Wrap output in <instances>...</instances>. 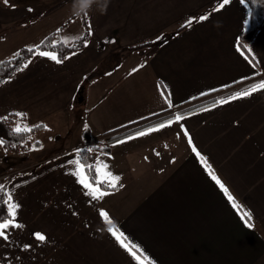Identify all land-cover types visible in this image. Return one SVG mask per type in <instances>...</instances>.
I'll list each match as a JSON object with an SVG mask.
<instances>
[{
  "label": "crops",
  "instance_id": "1",
  "mask_svg": "<svg viewBox=\"0 0 264 264\" xmlns=\"http://www.w3.org/2000/svg\"><path fill=\"white\" fill-rule=\"evenodd\" d=\"M219 2L0 0V61L54 32L72 44L85 20L92 26L82 51L63 62L37 54L0 85V117L18 114L22 129L44 126L34 134L39 148L10 153L0 144V184L21 205V226L0 237V264H138L110 227L124 231L148 264H264V26L241 42L248 5L229 0L213 10ZM256 82L249 95L153 126L109 152L93 150L100 182L104 163L120 176L102 198L89 196L66 163L76 148L104 146L111 134ZM193 145L250 213L247 223Z\"/></svg>",
  "mask_w": 264,
  "mask_h": 264
},
{
  "label": "snow or ice",
  "instance_id": "2",
  "mask_svg": "<svg viewBox=\"0 0 264 264\" xmlns=\"http://www.w3.org/2000/svg\"><path fill=\"white\" fill-rule=\"evenodd\" d=\"M239 2L245 6L248 4V0H239ZM253 4L258 3V0H251ZM3 3L5 5H8L10 3V0H3ZM229 0H220L219 3L215 5V8L213 10H219L220 8H223L224 5L228 4ZM31 10V9H30ZM87 12H83V16L87 17ZM209 13L205 12L199 16L200 20H204L208 17ZM248 15L251 17L253 15V12L251 9L248 10ZM195 17H190L188 20L185 21V24L191 25V22L195 20ZM87 25V35L92 34V26H91V20L87 19L85 21ZM243 23L247 25L249 23L248 20H244ZM59 31V29H58ZM85 33H80V37H83ZM78 37L74 36L72 39H77ZM162 37H157V39H161ZM68 37H65L64 40H68ZM53 44H56L57 41H52ZM89 40L88 39H83V44L86 46L88 45ZM44 41H40V45H43ZM238 48L240 45L237 43L236 45ZM26 48H28L29 53L32 55H42L45 57H50L54 61H58V56L57 53L54 51H49V50H41V47L39 45L33 44V45H26ZM34 50V51H33ZM254 67V65H253ZM255 74V73H253ZM259 88L264 89V80H260L258 82ZM220 87H226V85H221ZM257 85H251L247 90H241L235 92L232 96H229L228 99H233L237 97H243L246 95H249L252 90H255ZM208 91H212V89H209ZM203 95V93H201ZM165 100L168 104L169 107H172V101L168 99L167 96H165ZM221 103L226 102L223 98L220 101ZM19 115H24L23 113H19ZM0 119H4V117H0ZM183 117L179 112H177L174 116L166 119L163 124L162 123H157L155 125L156 129L162 128L165 124L170 125L173 123V120L176 121H181ZM47 127V125H45ZM181 128H184V124H180ZM85 128H87V125H85ZM153 129L151 127L145 128L143 132L137 131L133 135L135 136H140L143 135L145 132H150ZM14 131L16 133H20L22 131L27 132L29 131L28 126H25L23 129L21 126L18 124L15 126ZM187 131V130H185ZM132 137L130 136H125L124 139H130ZM22 142V141H21ZM122 141H116V143H119ZM189 144H192L191 137H189L188 140ZM4 140L3 138H0V144H3ZM74 151L79 154L81 152V149L76 148ZM91 151V149H89ZM193 151L196 153V156L199 157L200 163L204 166V168L208 171V174L210 175L211 179L216 182L217 185H219L220 189L223 190V193L227 196L228 200L232 202L233 207L237 208L238 211H240V214L242 217H245V222L247 223V217L250 216V213H246L245 211H242V206L238 203L234 195L229 191L227 186L222 182L221 178L215 173V171L212 169V166L207 162L206 157L202 155L193 145ZM108 155H111V153H108ZM83 158L80 155H77L75 159L69 160L66 163L69 165H75L74 169H70V171L74 172V175L78 177V182L84 186L85 189H87V194L93 198H102L105 195V190L102 189L100 185V171H101V162H100V157H96L95 161L93 162L95 164V171L94 175L96 177V182L93 183L90 176L88 175L89 172L93 171V165L92 163L85 164L82 162ZM103 168L105 171L103 172V179L104 183L108 185V187L115 188L116 182L119 181L120 176L118 174L113 173L110 170H107L108 166L106 163L103 164ZM0 199L3 200V205H6V211L3 206H0V237H2L4 240H8L10 237L11 232L14 229H17L21 226L20 221L17 219L18 216V209L21 207L20 203H18L14 199V193L7 189L5 185L0 184ZM99 213L102 217L105 218V220H111L109 217V214L103 209H99ZM249 227H251V224H249ZM108 231L115 236L116 240L119 242V244L126 249L132 256V258L138 262V264H148V258L146 254L142 257V255L138 254L137 251L133 250V242L127 237L126 233L116 227H110L108 228ZM33 235L38 238L39 240L43 241L47 237L43 232L36 231L33 233ZM23 248H29V244H23ZM136 248H140L139 244L135 245ZM141 252H143V249H140ZM150 264H155V261L152 260Z\"/></svg>",
  "mask_w": 264,
  "mask_h": 264
},
{
  "label": "trees",
  "instance_id": "3",
  "mask_svg": "<svg viewBox=\"0 0 264 264\" xmlns=\"http://www.w3.org/2000/svg\"><path fill=\"white\" fill-rule=\"evenodd\" d=\"M247 5L249 9L252 10L253 15L250 17L249 29L240 36L241 42H248V41L253 40L258 34L259 30L264 26V0H258V3H255V4H253L251 0H248ZM85 27H86L85 32H84L85 35L75 40L72 44H65L63 42L57 41L56 40L57 34L56 32H54L43 40L44 41L43 45H40V43L38 45L41 47V50H49V51L56 52L58 56V61L63 62L69 56L85 49L86 46L83 44V39L90 40V35H87L86 23H85ZM54 40L57 41L56 44L52 43V41ZM36 55H32L31 53H29L28 48H22L15 56L1 60L0 61V85H2L5 81L10 79L12 76H14L19 71H21L30 62V60ZM254 84L256 85L257 82ZM254 84L247 85L246 87H243L238 91L247 90L249 86L254 85ZM235 92L199 102L185 109H181L178 112L182 116L192 111L213 105L217 103L218 101H220L222 98L225 99L228 96L234 94ZM176 113L177 112L163 115L145 124H141V125L126 129L124 131L111 134L105 139L104 146L94 145L89 148L82 149L81 152L79 153V155L82 156L83 158L82 162L85 164L92 163L93 165V171L88 173L92 182L93 183L96 182V177L94 175L95 166L93 163V156L91 154L93 150L100 149L104 152H109V145H111L112 143L124 139L125 136H132L137 131L142 132L145 128L153 127L157 123L163 124V122L166 119L174 116ZM18 117H20L18 116V114H10L4 119L0 120V125L4 127V134L1 135L0 138H3L4 140L3 146L5 150L10 153H19L22 151H26L30 148H39L41 144L39 142L33 141L34 134L42 130L44 126L40 124V125L30 128L29 131L27 132L22 131L20 133H16L14 131V125L16 121L18 120ZM21 118L22 120H24L25 116L23 115L21 116ZM89 149H91V151H89ZM100 185L102 189L104 190H113V189L119 188L118 186H116L115 188L108 187V185L104 184L103 182H100ZM5 187L8 189L6 185ZM0 196H2V194H0ZM0 206H3L6 211V205H3L2 199H0Z\"/></svg>",
  "mask_w": 264,
  "mask_h": 264
},
{
  "label": "rangeland",
  "instance_id": "4",
  "mask_svg": "<svg viewBox=\"0 0 264 264\" xmlns=\"http://www.w3.org/2000/svg\"><path fill=\"white\" fill-rule=\"evenodd\" d=\"M252 84V83H251ZM250 85V84H249ZM246 87V86H245ZM243 88V87H242ZM241 88H234V89H232V90H228V91H225V92H223L222 94H219V95H216V96H214L213 98H216V97H219V96H221V95H226V94H229V93H232V92H235V91H238V90H240ZM211 99V98H210ZM208 100V99H207ZM14 127H15V125H14Z\"/></svg>",
  "mask_w": 264,
  "mask_h": 264
}]
</instances>
